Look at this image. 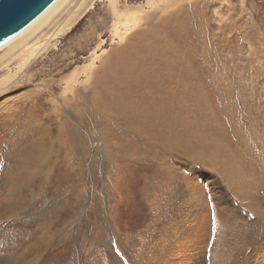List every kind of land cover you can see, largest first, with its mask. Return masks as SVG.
Here are the masks:
<instances>
[{
	"label": "rangeland",
	"instance_id": "374dc122",
	"mask_svg": "<svg viewBox=\"0 0 264 264\" xmlns=\"http://www.w3.org/2000/svg\"><path fill=\"white\" fill-rule=\"evenodd\" d=\"M73 3L0 61V264H264V0Z\"/></svg>",
	"mask_w": 264,
	"mask_h": 264
},
{
	"label": "bare ground",
	"instance_id": "6f19581e",
	"mask_svg": "<svg viewBox=\"0 0 264 264\" xmlns=\"http://www.w3.org/2000/svg\"><path fill=\"white\" fill-rule=\"evenodd\" d=\"M75 5L76 4L73 3V0H53L34 19H32L29 23H27L23 28H21L18 32H16L9 39H7L2 44H0V50L7 47V49L0 55V61L2 57L6 56L12 50L16 51L20 49L18 51L22 52L23 50L27 48V45L29 43L31 44L30 46H32V44H36L41 38L43 37L50 38L56 35L58 31L59 32L62 31L65 27L68 28L69 25H71V22H73L71 20L73 16L75 15L76 9L74 10L72 8ZM65 10L67 11L69 10L65 17L60 16L58 19L53 20L57 17V16L56 17L54 16L55 14H57L58 12L62 14ZM51 21H54V22L51 24ZM48 26H50L51 29L53 28V30L49 32V30L47 29ZM45 27H47L46 28L47 30L43 31L45 30L44 29ZM49 135L50 134L48 132V127H46L43 131H41V138H40L41 143H39V140H37L33 142L34 144L32 146H30L31 148H33L32 151H35V156H37L39 153L40 145L43 143V139L44 138L48 139L50 137ZM41 150H44V146L42 147Z\"/></svg>",
	"mask_w": 264,
	"mask_h": 264
},
{
	"label": "water",
	"instance_id": "95a60500",
	"mask_svg": "<svg viewBox=\"0 0 264 264\" xmlns=\"http://www.w3.org/2000/svg\"><path fill=\"white\" fill-rule=\"evenodd\" d=\"M53 0H0V44L41 13Z\"/></svg>",
	"mask_w": 264,
	"mask_h": 264
}]
</instances>
